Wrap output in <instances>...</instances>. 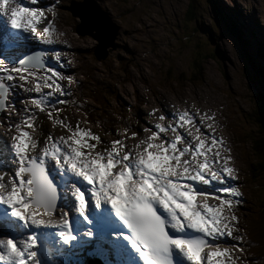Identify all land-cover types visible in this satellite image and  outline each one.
I'll return each mask as SVG.
<instances>
[{
    "label": "snow or ice",
    "instance_id": "obj_1",
    "mask_svg": "<svg viewBox=\"0 0 264 264\" xmlns=\"http://www.w3.org/2000/svg\"><path fill=\"white\" fill-rule=\"evenodd\" d=\"M37 2L0 0V45L29 37L55 43L46 10L28 6ZM47 12L55 15L51 5ZM51 59L60 61L59 52ZM61 80L73 82L43 53L0 58V111L9 107L11 88L31 94L8 126L10 141L0 139V264H85L73 259L85 249L102 264H236L239 257L219 244L234 239L241 246L243 237H233L238 218L225 209L242 193L229 183L230 150L205 122L213 118L185 109L165 122L161 113L134 144L126 143L132 132L98 147V134L60 116ZM44 112L70 134L49 133L41 142L34 133Z\"/></svg>",
    "mask_w": 264,
    "mask_h": 264
},
{
    "label": "rangeland",
    "instance_id": "obj_2",
    "mask_svg": "<svg viewBox=\"0 0 264 264\" xmlns=\"http://www.w3.org/2000/svg\"><path fill=\"white\" fill-rule=\"evenodd\" d=\"M97 1L101 8L109 11V18L116 27L115 35L109 37L107 43L117 47L107 54L109 45H106V55L102 61H97L92 50L89 51L96 43L93 34L86 32L78 36L75 33V26L81 19L73 15L71 10L76 9L77 0H69V3L63 0L59 9V22L51 19L55 29L53 33L63 29L64 35L72 37L73 40L70 39L75 49L86 48L82 53H75V70L78 82L82 80L81 85L84 87V102L95 108L94 111L85 105L89 109V117L95 120L106 109L118 111L117 106L123 102H141L146 99L148 106L154 107L152 102L163 104L166 98L182 97L189 98L186 99V109L190 112L198 109L213 117L206 121L212 126L226 118V127L221 126L225 143L232 145V155L244 173L243 187L247 198L240 210L242 226L248 238L261 240L259 245L250 243L249 252L259 256L255 260L257 264H264V173L260 174L263 180L257 181L259 172L256 170V156L251 148V140L247 137L252 126L256 141L261 143L260 136L264 141V132L261 135L258 133L253 124L254 118L250 115L255 105L251 87L249 89V85L254 86L264 96V82L247 56L249 54L264 71V53L260 51L264 46L257 43L254 47L244 39L264 38V0H221L229 8H221L218 0ZM98 11L101 12L100 9ZM224 11L226 15H223ZM229 12H232V17ZM92 21L103 27L97 19L92 17ZM229 22L237 27L238 33L231 30L227 25ZM208 26L215 30L212 38L207 33ZM189 27H193L190 36ZM226 32L233 34L241 52ZM259 32L263 34L259 35ZM191 36H194L193 41H190ZM261 39L259 41L264 42ZM242 41L245 42L243 46ZM66 45H71V42ZM80 73H86L85 79L81 78ZM93 93L96 103L101 100L102 105L90 101L89 96ZM147 109L142 105L143 113ZM78 111L84 114L81 108ZM63 113L64 109L60 113L61 117ZM156 119L157 116L148 117L152 124L157 122ZM48 122L52 124L50 120ZM110 139L113 138L104 140L100 146H106ZM256 181L259 187H256ZM237 225L242 229L240 221H237Z\"/></svg>",
    "mask_w": 264,
    "mask_h": 264
},
{
    "label": "clouds",
    "instance_id": "obj_3",
    "mask_svg": "<svg viewBox=\"0 0 264 264\" xmlns=\"http://www.w3.org/2000/svg\"><path fill=\"white\" fill-rule=\"evenodd\" d=\"M62 1L63 0H38L37 4L28 5V6H36V7L44 8L46 10V15L48 16L49 19H54L57 22H59V17H60L59 9L61 8ZM67 1L69 3V0H67ZM82 1L83 0H77V2L75 4L78 5V4L82 3ZM93 1L95 3H97L98 5L100 4V2L97 0L96 1L93 0ZM244 3H245L244 6H246V1ZM218 4L221 8H229V6L225 5L221 0H218ZM49 5L53 6V8H54V11H55L54 16L52 15V13L47 12V8ZM193 6H194V2L190 7L191 10L193 9ZM99 9L102 12L101 14L104 13L107 17H109V11L108 10H104L101 8H99ZM92 17L94 18V15ZM110 17H111V15H110ZM90 22L94 23L92 21V18H91ZM215 25L217 26L218 29H220V26L218 25V23L216 21H215ZM238 25L239 24L237 23V26ZM4 27H6V25L4 24L3 21H0V31H3ZM76 28H77V24L75 26V33L78 36H83L76 31ZM98 31L105 32V29L103 27H99L97 24L96 27L91 31V33L97 34ZM54 34L55 33H52L53 39L55 41V43H53V45H55V47H57L59 49V50H57V52H59L60 57H61L59 63H58V61L51 59V54H50V52L47 51V46H46L47 44L42 43V42H40L36 39H33V38H28V39L22 40L18 43V45H15L12 47H5L3 45H0V53H2L4 58L10 57V56L22 57L23 55H27V54H30L32 52L43 53V54H45V60H46V64L48 66L52 67L53 69H55L56 71L61 73L62 76L72 77L74 80V84L72 82L69 85L67 80H61L60 81L66 90V94L59 97V98L61 100H64L65 103L64 104H58L56 106L60 107L61 109H64V113L62 116L67 117L68 122L71 123L73 127H75L77 120H79L81 127L88 128L92 132L98 134L102 141L109 140V133L110 132L115 133V136L113 137V139H119L121 136L130 137V134L132 132H135V133H137L136 137H131L130 139H128L126 141V143L129 145L134 144L138 139H142V138L146 137L147 134L150 135L151 131L154 130L151 127L153 124L149 122L148 117L146 118L143 111H142V105H144L148 108L147 111L148 110L153 111L154 108H159L161 110L162 107H169L170 108L172 106H182L185 102H187L186 99H189V98L184 99L182 97H180L179 99H177V98H166V101L163 104L157 103V104H159L157 107L148 106V102L146 99H145V101H141V102H138L136 100L134 102H123L119 106H117L118 111L114 110V109L113 110L112 109H106L105 112L102 114V115H105V114L107 115V116H105V118H103L102 116H99V118L92 120L89 117V113H88L89 109H87V107L85 106L88 104H86L84 102L83 97H82V91L84 89V87L81 85L82 80H80V82H78V78H77L78 73L75 70V68H76L75 53H77V52L82 53L83 49H86V48L75 49V44L73 43V45H72V41H71L72 37H70L71 39L67 38V41H66V43H69V41H70L71 45H72V49H70V51H69L68 46L65 44L64 40L62 39V38H64V36H66L63 34V29L60 33L62 38L56 39ZM225 34L228 37L233 38L232 33L226 32ZM105 35H106V33H105ZM112 35H113V33L111 31H109V37H111ZM211 38H212V36H211ZM96 43H97V41H96ZM214 43L216 44V42H214ZM257 43L264 46V42L258 41ZM65 47H67V48H65ZM92 49H93V47H92ZM89 53L91 54V52H89ZM100 61H102V60H100ZM65 63H67L66 65L68 66V69H66V71L62 69ZM80 75L82 76L81 78L85 79V75H83L82 73H80ZM19 83H23V82L17 80V85ZM29 86H31V85H29ZM44 91H48V89H44ZM13 93H15V94L20 93V96L18 98H16V95L15 96L12 95ZM29 95H31V94L23 91L18 86L15 88H11V90L8 94V98H7V103L9 105V107L5 111H0V134L2 133V131L9 132V135L7 137V139L9 141H10L11 135L13 134L14 129L9 130L8 126H9L11 120L13 121L12 124L14 125L20 119V112L23 109L24 104L28 103L27 98ZM89 99H90V101L95 103V100L93 98H91L90 96H89ZM100 102H101V100H99V102H98L99 104H97V103H95V104L102 105ZM152 103L155 104V102H152ZM88 106L93 108L95 111L94 106H91V105H88ZM29 107H31V106L29 105ZM79 108L84 110V114L80 113L78 111ZM13 109H15V111ZM6 113H7V115H6ZM253 114L255 117L258 116V114L255 112V109H253L252 113H250V115L252 117H253ZM53 115H55V113ZM151 116H156V112H153V114ZM223 116L225 118V114ZM48 120L49 119L47 118L46 112L38 113L37 120H36V124L38 126V132L34 133V134L39 136L41 142L43 141V138L46 137L49 133H51L53 136L69 135L70 134V133H68L67 129L60 127L59 125L53 126V124L49 123ZM142 123H143V125H142ZM216 124H217L216 126H213L215 129V133L217 132L218 128L223 124V119H221ZM256 127L258 129V133L261 135V133L264 132V129H261L258 126V124H256ZM125 129H127V132L124 131ZM144 129H149V131L145 132ZM29 131H31V130H29ZM250 144H251V142H250ZM98 147H100V145H98ZM256 160H257V158H255V161ZM228 163L235 170V173H234L235 179L230 181L229 183H231L235 187H237L238 190L242 193V196L239 198L240 202L238 204H236L232 208L231 211H228L227 208L225 209V214L227 215V213H228L229 216L234 214L238 218L237 221H240L241 226H242L240 210L244 206L246 198H247V194H246L244 187H243L244 173L242 170V166L237 165L236 159H235V161H231ZM256 164L258 165L257 162H256ZM254 171H255V168H254ZM257 181H256V187H259V184L257 183ZM262 186H264V183L262 184ZM263 196H264V189H263ZM54 218H56V217H54ZM236 236L243 237L240 248L236 249V252L234 253L235 257H239V259H236V260H238V261H236V264H257L255 261L256 259H254V257L250 258L247 256V251L250 249L249 245L247 243L249 238L247 237L243 226H242L241 232L238 233L237 235H235V237ZM235 244H236V241L234 239L230 240L231 246H234ZM219 246H224L230 250V248L228 247L229 244L227 242H222L219 244ZM81 253L82 254L79 253V255L77 257H73V259L83 260L85 262V264H102L101 258L86 255L85 251H83ZM230 253H232V252H230ZM53 258L54 259L56 258L55 254H53Z\"/></svg>",
    "mask_w": 264,
    "mask_h": 264
},
{
    "label": "water",
    "instance_id": "obj_4",
    "mask_svg": "<svg viewBox=\"0 0 264 264\" xmlns=\"http://www.w3.org/2000/svg\"><path fill=\"white\" fill-rule=\"evenodd\" d=\"M99 5L93 0H83L82 3L78 4L76 9H72V14L78 16L81 19V22L77 24L76 31L81 35H84L86 32L91 34V31L96 27L97 23H91V18L94 15V18L98 20L101 26L105 29V32L98 31L97 34H91L97 41V44L92 49V53L97 61L103 60L105 57V46L110 45L107 43L109 38L108 34L111 31L115 33L116 27L113 21L109 17H105L101 12L99 13ZM101 11V10H100ZM86 22L88 24L86 25ZM107 33V37L105 35ZM112 38V37H111ZM251 87V89H250ZM249 89L253 96L255 112L260 117V128L264 129V97L258 92L257 88L249 85ZM262 91V90H261ZM263 94V91H262ZM259 167V166H258ZM262 172L264 173V160H262ZM262 174V173H261Z\"/></svg>",
    "mask_w": 264,
    "mask_h": 264
},
{
    "label": "trees",
    "instance_id": "obj_5",
    "mask_svg": "<svg viewBox=\"0 0 264 264\" xmlns=\"http://www.w3.org/2000/svg\"><path fill=\"white\" fill-rule=\"evenodd\" d=\"M191 10V9H190ZM192 11V10H191ZM230 13V16H231V13L232 12H229ZM232 17V16H231ZM227 25L231 28V30L234 32V33H238V29H237V27L233 24V23H231V22H229V23H227ZM192 28L193 27H189L188 28V30H189V36H190V32L192 31ZM214 29L213 28H211V27H209L208 26V29H207V33L208 34H210V35H212L213 33H214ZM194 40V36H191L190 37V41H193ZM233 43H234V45L238 48V51H240L241 52V47L239 46V44H238V42H237V40H233ZM241 45L243 46V45H245V42L244 41H242L241 42ZM90 50H92V48L91 49H89V51ZM247 56H248V58L250 59V60H252V62H251V65L252 66H255L256 67V73L257 74H259L260 75V77L262 78V80H263V82H264V71H263V68L261 67V66H259L258 64H256L255 63V61H254V59H252V57L249 55V54H247ZM262 68V69H261ZM83 75H85L86 73H82ZM263 95H264V93H263ZM91 98H94V100H95V103H96V96H95V94L93 93L91 96H90ZM97 104H99V103H97ZM134 109V108H133ZM256 111V110H255ZM103 118H105V116H107L106 114L105 115H101ZM251 118H252V116H251ZM250 118V119H251ZM253 118H254V125L256 126V124H260V118L258 117V116H254V114H253ZM262 129V128H261ZM255 129L251 126L250 127V134H247V137H249L250 138V140H251V148H252V150H253V152H254V154H255V156H256V158H257V160H256V162L258 163V168L256 169V170H258L259 171V173H258V175H257V180H263L262 179V176L260 175V173H262V170H263V168H262V160H264V141H263V139H262V137L260 136V138H261V143H258L257 141H256V138H255ZM263 199H264V196L262 197ZM263 205H264V201H263ZM252 242H255V243H257L258 245L260 244V242H261V240L260 239H250V237H249V242H248V245H249V248H250V243H252ZM253 244V243H252ZM261 255H263V253H261ZM247 256L248 257H254V259H259L258 257L259 256H256V255H254V253H251V252H249V250L247 251Z\"/></svg>",
    "mask_w": 264,
    "mask_h": 264
},
{
    "label": "bare ground",
    "instance_id": "obj_6",
    "mask_svg": "<svg viewBox=\"0 0 264 264\" xmlns=\"http://www.w3.org/2000/svg\"><path fill=\"white\" fill-rule=\"evenodd\" d=\"M99 8H101L100 6H99ZM220 8V7H219ZM238 8V7H237ZM101 9H103V8H101ZM235 13H237V12H235ZM223 15H226L225 14V11L223 12ZM253 32H255V31H253ZM61 33V31H59V32H56L55 34H60ZM256 33V32H255ZM259 35H261V34H263L262 32H259L258 33ZM115 34H113L112 36H114ZM244 39H246V40H248V41H250L251 42V44H252V46H256V44H257V42L261 39V38H258V37H250V38H244ZM261 40H264V38L263 39H261ZM248 43V42H247ZM128 46V45H127ZM117 46L116 45H109L108 46V48H107V54L109 53V51H112L113 49H115ZM260 51L262 52V53H264V48H260ZM136 58V57H135ZM139 62V61H138ZM139 63H141V62H139ZM141 67V66H140ZM262 69V68H261ZM141 72V71H140ZM145 79H147V77L145 78ZM101 85V84H100ZM125 86V85H124ZM101 88V87H100ZM126 89V88H125ZM121 93V92H120ZM119 93V94H120ZM124 94V93H123ZM155 97H157V96H155ZM120 98V97H119ZM153 100V99H152ZM151 101V100H150ZM208 103V102H207ZM210 103V102H209ZM155 106V105H154ZM209 108V107H208ZM144 111V110H143ZM200 112V111H199ZM204 112V111H203ZM201 113V112H200ZM207 113V112H206ZM214 114V113H213ZM214 116V115H213ZM152 117V116H151ZM213 118V117H212ZM153 119H154V117H153ZM157 120V119H156ZM228 120V119H227ZM206 122V121H205ZM13 123V121L11 120V122H10V124H12ZM216 123V122H215ZM226 127V126H225ZM224 127V128H225ZM148 135V134H147ZM169 135H171V133H169ZM216 135L218 136V137H220V138H222V140H223V145H224V147L226 148V149H229L230 151H224V155H230L231 156V160L230 161H228V162H231V161H234L235 159H234V157H233V155H232V145L231 144H229V145H227L226 143H225V135H224V132H223V130L220 132V133H216ZM115 136V133L114 132H111V135L109 136L110 138H113ZM111 140V139H110ZM101 147V146H100ZM233 224H234V228H233V236H235V235H237L238 233H240L241 232V229H239L238 228V225H237V221L236 222H233ZM222 249L223 248H226V247H224V246H220ZM85 252H86V255H87V251H88V249H85L84 250ZM80 254H82V253H80ZM231 255L235 258V255H234V253L232 252L231 253ZM236 261H238V260H236ZM240 262V261H239Z\"/></svg>",
    "mask_w": 264,
    "mask_h": 264
},
{
    "label": "flooded vegetation",
    "instance_id": "obj_7",
    "mask_svg": "<svg viewBox=\"0 0 264 264\" xmlns=\"http://www.w3.org/2000/svg\"><path fill=\"white\" fill-rule=\"evenodd\" d=\"M54 35H55V38H56V39H60V38H62L60 34H54ZM67 38H68L67 36H64V38H62V39L64 40L65 44H67V43H66ZM68 47H69L70 49H72V45H68ZM88 54L91 55L90 53H88ZM88 57H90V56H88ZM158 105H159V104H157V103L155 102V107H157ZM168 113H172V111H171V110H166V111L163 112V114H165L166 117H169V116L167 115Z\"/></svg>",
    "mask_w": 264,
    "mask_h": 264
}]
</instances>
